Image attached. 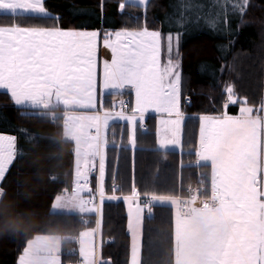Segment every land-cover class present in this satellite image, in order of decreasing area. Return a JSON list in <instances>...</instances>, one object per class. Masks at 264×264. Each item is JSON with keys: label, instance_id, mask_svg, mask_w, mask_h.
Instances as JSON below:
<instances>
[{"label": "trees", "instance_id": "obj_1", "mask_svg": "<svg viewBox=\"0 0 264 264\" xmlns=\"http://www.w3.org/2000/svg\"><path fill=\"white\" fill-rule=\"evenodd\" d=\"M181 1L148 0L145 8L123 0H44L54 18L24 13L11 17L0 13V26L98 29L100 35L122 28L163 29L176 9L186 13ZM201 2L208 3L201 13L208 17L209 24L184 26L185 33L178 47L180 108L185 114L181 149L156 148L155 115H148L143 127H137L134 149L127 144L125 123L115 121L107 128L104 186L107 193H113L110 187L116 184L115 194L119 199H105L100 205L98 252L104 264H129L130 234L123 197L131 195L133 186L140 200L153 193L178 199L187 184L201 186L203 196L210 194V166L196 163L199 117L225 112L234 115L243 104L256 108L262 102L264 0H248L243 11L240 10L243 0ZM121 3L126 5L123 12ZM215 4L220 5L216 12H221V20L211 15ZM228 87L233 89L236 104L228 103ZM123 94L126 93L118 95ZM116 95H100V109L113 108ZM59 111V107L17 106L6 91L0 90V133L16 138L17 153L0 188V197L7 211L23 215L27 224L19 233L0 235V264H16L27 241L38 234L60 236L61 263H74L78 260L75 238L94 227L92 214L85 215L87 220L82 221L80 213L50 210L55 196L69 188L74 179L73 143L62 136L63 118L52 116ZM174 250V209L170 204L155 203L152 214L144 215L141 264H175Z\"/></svg>", "mask_w": 264, "mask_h": 264}, {"label": "snow or ice", "instance_id": "obj_2", "mask_svg": "<svg viewBox=\"0 0 264 264\" xmlns=\"http://www.w3.org/2000/svg\"><path fill=\"white\" fill-rule=\"evenodd\" d=\"M146 8L147 0H135ZM248 0H243V11ZM125 3L120 4L123 12ZM0 13L16 17L18 13L54 18L44 0H0ZM97 31L63 30L59 27H0V89L10 93L15 105L39 109L55 92L74 99L82 108H97V71L95 63ZM167 50L179 35L169 34ZM104 46L112 52V61L103 65L100 80L101 96L107 89L130 88L135 94L132 115L105 112L103 118L90 117L92 125L80 126L75 152L76 182L88 185L89 174L98 161L100 205L106 197L104 176L106 166V132L109 121H127L128 144L136 146L137 122L143 127L149 111L166 113L165 138L158 139L161 149L181 144L180 132L184 116L180 109L181 73L178 60L171 55L161 63L162 36L146 27L137 31L120 30L105 33ZM228 103L236 104L233 89L228 87ZM123 107V104L121 105ZM227 108V104H225ZM252 109L241 107L239 116L227 112L219 116L201 115L196 163L211 166V196L194 215H180L179 202L167 195H140L133 186L129 204L128 228L132 235L130 264H141L142 224L144 214L150 216L155 203H168L174 209V240L178 249L177 264H264V193L260 189L261 151L264 149V119L253 117ZM138 114V115H137ZM113 147L115 145L113 144ZM16 138L0 135V188L16 158ZM84 191L89 190L83 188ZM136 201L135 207L130 202ZM102 217V210L100 211ZM204 235L197 241L200 228ZM199 247L197 255L193 248ZM27 252L18 264H30ZM88 264H104L95 259Z\"/></svg>", "mask_w": 264, "mask_h": 264}, {"label": "crops", "instance_id": "obj_3", "mask_svg": "<svg viewBox=\"0 0 264 264\" xmlns=\"http://www.w3.org/2000/svg\"><path fill=\"white\" fill-rule=\"evenodd\" d=\"M0 27H11V26H0ZM63 30H73V29H63ZM81 31V30H80ZM94 31V30H91ZM100 34V33H99ZM101 35H99L100 37ZM97 46H96V54H95V63H96V71H97V108L93 109V110H88L85 108H82L78 105V102L74 99H70V98H66L64 96H58L55 92H53L51 94V96L45 101V103L41 106L43 108L46 109H50V108H54V107H59L61 109V111L59 112H53L52 116L54 117L55 115H60L63 118L64 124L65 122L67 124H69V116L74 115L76 117H79L80 120L85 121V122H92L91 120H89L90 117H100L103 118L104 113L106 111L101 110L100 109V105H101V101H100V63H101V55H100V50L98 47V44L100 43L99 39L97 40ZM7 92V90H5ZM125 93H127L130 97V104L129 107L133 108L134 105V97H133V92L130 88L125 89V91H123ZM8 93V92H7ZM104 93H110V92H104ZM113 93V92H111ZM10 96V93H8ZM11 97V96H10ZM264 99H262L261 102V113L259 111L253 110L251 115L255 118V117H259L261 119H264V116L262 115V111L264 109ZM14 102V101H13ZM18 106V105H17ZM19 106H26V107H30L29 105L25 104V105H19ZM241 108V106H240ZM240 108L237 112V114L234 115H230V116H239L240 115ZM183 113V111H181ZM260 115H258L259 113ZM147 114V115H146ZM145 118L148 115H154L150 112L146 113ZM184 114V113H183ZM167 115V114H166ZM205 115H209V116H219L222 114H205ZM168 116V115H167ZM185 116V114L183 115ZM112 122L109 123V125ZM183 123V122H182ZM63 124V133H64V128L65 125ZM126 124V123H125ZM108 125V126H109ZM127 125V124H126ZM160 125V121L159 124ZM139 128H141V126H139ZM182 128V126H181ZM103 127H101L100 129V137L103 134ZM107 132V130H106ZM105 132V135H106ZM62 133V136H63ZM2 134V133H0ZM2 135H7V134H2ZM199 135H200V126H199V133H198V141H199ZM64 138V137H63ZM165 138V137H164ZM66 139V138H64ZM158 135L156 132V148L161 149L159 147L158 144ZM66 140L72 141L73 143V157H74V161H73V172H74V179H76L75 176V167H74V163H75V153H74V148H75V141L71 140L70 138H67ZM180 141H181V132H180ZM198 146V145H197ZM170 146H168L166 149H174L175 148H169ZM174 147V146H172ZM166 149H161V150H166ZM181 149V148H180ZM197 157H196V161H197ZM260 160H261V177H260V189L261 192L264 193V149H262L261 151V156H260ZM200 163H208L210 166L209 162H200ZM210 173H211V166H210ZM89 178L92 180V183L94 184V186L97 187L98 189V179H99V165H98V161L96 163V168L89 174ZM105 189V186H104ZM99 191V189H98ZM76 192H78V196H80V198L82 197L83 199V207L79 210H76L81 202L79 200V197L76 196ZM62 193L64 194H72L70 197L72 198H68V199H61V198H57L58 195L55 196V198L52 201V204L54 202H57V204H59L60 206H63L61 211H55V212H76V213H80V214H84V215H88V214H92L94 216V235H95V243H94V250L92 252V254H88L85 253L84 251V247H83V241L78 242V238L79 236L86 231H83L77 238H75V243H76V252L78 255V260L76 262H69L66 264H88V262L92 261L93 259H95L97 262L101 261L102 258L99 255L98 252V248H99V241L97 239V234L99 231V213H100V199H99V203L97 204H89L86 201L85 198V194L87 193V191H84L83 188L81 189H77L75 191H66L64 190ZM61 193V194H62ZM113 193H107L105 191V195L106 197L109 195H112ZM116 195V194H115ZM117 197H119L118 195H116ZM211 196V189H210V194L208 196H203L201 194V198L199 201H191L190 202V206L189 209L187 211V213H180V215H189L192 216L195 214V212L197 210H200L203 206L204 203L206 201H208L210 199ZM175 201L179 202V198L178 199H174ZM147 200V197L142 198V200H140V204L143 205V203H145ZM51 204V205H52ZM127 210V209H126ZM180 212V211H179ZM128 216V215H127ZM205 229L203 227L200 228V233L199 236L196 238L197 241L199 239H201L204 235ZM61 243H62V239L60 238V236L57 235H52V234H38L35 235L34 237H32L30 240L27 241L26 245L24 246V248L22 249V251L18 254L17 259H16V264H18V258L19 256H21L22 254H24L25 252H27V259L30 261V264H62L61 260H60V249H61ZM79 249H81V252H79ZM193 251L199 255L200 253V249L199 247H195L193 248ZM177 256H178V249H177V245L175 242V250H174V258H175V264H177ZM104 261V259L102 260ZM129 264H130V257H129Z\"/></svg>", "mask_w": 264, "mask_h": 264}, {"label": "rangeland", "instance_id": "obj_4", "mask_svg": "<svg viewBox=\"0 0 264 264\" xmlns=\"http://www.w3.org/2000/svg\"><path fill=\"white\" fill-rule=\"evenodd\" d=\"M123 2L136 4L135 0H123ZM147 2H148V0H147ZM181 5H182V8H183L182 10L186 11L187 14L184 13V12L179 13L180 10L176 9V11H175L176 14L175 15H177V17H175V15L173 17H171V19L167 21V23H166V25L164 26L163 29L161 27H159V28H147L150 31H159L161 33V36H162V49H161V57L160 58H161V63L162 64L167 62V60L169 59V55H171V58L173 60L180 61L179 60L180 58H179V53H178V47H179V42L181 41V39L183 38V35L185 33L184 26L192 27V25H195V24L198 25V26L209 24L208 17L202 16V13H201V11L204 10V8L208 5V3H205V4L202 5L201 0H199L198 3L196 1H194V0H183V1H181ZM229 5H231V4H229ZM219 9H220V5H216L215 4V8L212 10L214 12H212L211 15L214 16V14H215V17H217V18H219V20H221V16H220L221 12H219V13L216 12ZM209 13H210V11H209ZM180 18H181V20H180ZM225 20H226V18L222 19L223 22H225ZM120 30L137 31V30H140V29L122 28ZM120 30H118V31H120ZM83 31H91V30H83ZM94 31H97L99 33L98 29L94 30ZM114 32H116V31H105V32L101 33L100 37H98V39L100 40V43L98 44V47H99V50L101 52L100 53V55H101L100 80H101V76H102L104 63L105 62H109L110 63L112 61V58H113L111 50L104 46L105 33H114ZM169 34H172L173 37L179 35L178 45L176 44L175 40L173 41V49H172L171 54H169L168 50H167V39L166 38L168 37ZM263 41H264V33H263ZM97 43H98V41H97ZM263 44H264V42H263ZM179 65H180V62H179ZM179 71H180V68H179ZM125 89H127V88H125ZM125 89H115V90L114 89H107V90H104V92H110V93L113 92V93H117V95H118V94L123 93V91H125ZM0 90L5 91L6 89H0ZM132 92H133V97H134V102H135V94H134L133 90H132ZM263 99H264V92H263ZM134 105H135V103H134ZM134 105H133V107H134ZM245 106L251 108L252 110L259 111L261 113V105L256 107V108H252L251 106H248L246 104L241 105V107H245ZM132 109L133 108H131L129 106L128 107H121V106L113 105V108L107 109V110H104V111H106L108 113H112L113 115H119L120 111H124L126 115L130 116V115H132ZM101 110H103V109H101ZM149 112L154 114L156 116V118H157L156 119L157 120L156 132H157V135H158L159 139H164V137H165V125L162 123V121L169 119V117L166 115V113H158V112H154V111H149ZM260 113L258 115H260ZM262 115L264 116V109L262 111ZM115 121L127 124V121H122V120H119V119L110 120L109 123L110 122H115ZM159 121H160V125H158ZM66 122L64 124L65 125V128H64L65 130H64V133H63V137L66 138V139L70 138L71 140L75 141V148H74V153H75L76 149H77V140H78V136H79V133H80V126L82 124H84V125H92L94 122L93 121L92 122L82 121V120H80L79 117H76L74 115L69 116V124H67ZM138 126H140L139 121L137 122V127ZM127 129H128V126H127ZM102 131H103V134L101 135V139H103V137L105 135L104 129ZM0 135H2V134H0ZM127 144H128V133H127ZM169 146H170L169 148H175L176 150H180V148H181V144L178 147H172L171 145H169ZM74 167H75V163H74ZM75 194H76L77 197H79L80 202L82 201L80 206L76 209V210H79V209H81L83 207V199H82V197L80 198V196H78V192H76ZM71 195L72 194H69V193L68 194L62 193V194L58 195L57 198L68 199ZM70 198H72V197H70ZM130 203L132 204L133 207H135L136 202H133V203L130 202ZM164 204H168V203H164ZM62 208H63V206H60L59 204H57V202H54L51 205L50 210H52V211L64 210ZM126 209H127V215H128V211H129V204L128 203H126ZM128 220H129V216H128ZM96 234H97V239L99 241V234L98 233H96ZM129 234H130V258H131L132 235H131L130 230H129ZM94 237H95V235H94V229L93 228L91 230H86V232H83L79 236L78 242H80V241L82 242L83 241V247H84V250H85L84 252L85 253L92 254V252L94 250V243H95V238ZM79 252H81V249H79Z\"/></svg>", "mask_w": 264, "mask_h": 264}, {"label": "built area", "instance_id": "obj_5", "mask_svg": "<svg viewBox=\"0 0 264 264\" xmlns=\"http://www.w3.org/2000/svg\"><path fill=\"white\" fill-rule=\"evenodd\" d=\"M129 102H130V98L128 95L116 96L113 100V104L115 106H121L123 104V107H126L129 104ZM116 187H117L116 184H112L110 188L113 191V189ZM83 188L89 189L87 190V193L85 194L87 203L98 205L99 199H100V192L98 191L97 187L94 186L90 178H89L88 185L83 186ZM77 189H81V186L77 184L76 179H73L70 182V186L69 188L66 189V191H75ZM201 192H202V187L199 185H192V184L185 185L183 188V195L179 198L180 199V202H179L180 213L182 214L187 213L189 206H190V202L199 201L201 198ZM79 218L83 221L87 220V218L82 214L79 215Z\"/></svg>", "mask_w": 264, "mask_h": 264}, {"label": "clouds", "instance_id": "obj_6", "mask_svg": "<svg viewBox=\"0 0 264 264\" xmlns=\"http://www.w3.org/2000/svg\"><path fill=\"white\" fill-rule=\"evenodd\" d=\"M0 197V235L7 232L19 233L26 229L27 224L23 215L11 214L7 211V205L2 203Z\"/></svg>", "mask_w": 264, "mask_h": 264}]
</instances>
